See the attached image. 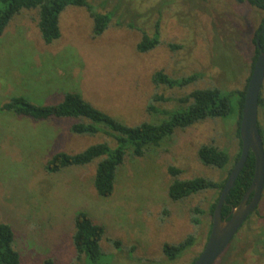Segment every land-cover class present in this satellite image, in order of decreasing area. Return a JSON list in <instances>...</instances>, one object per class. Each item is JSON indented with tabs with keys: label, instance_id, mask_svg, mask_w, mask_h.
<instances>
[{
	"label": "rangeland",
	"instance_id": "374dc122",
	"mask_svg": "<svg viewBox=\"0 0 264 264\" xmlns=\"http://www.w3.org/2000/svg\"><path fill=\"white\" fill-rule=\"evenodd\" d=\"M92 4L98 12L114 13L109 28L97 39L82 8L63 12L60 37L51 45H44L27 12L9 22L0 37V106L16 97L45 106L60 100L62 95L54 96L57 92L80 93L96 108L135 125L164 119L147 112L149 103L161 110L176 108L173 101L151 103L153 96L175 99L207 87L223 92L242 89L263 17L260 11L231 0H123L105 5L95 0ZM157 21L160 45L138 54L140 33L127 24L133 22L151 35ZM170 44L179 48L172 50ZM159 71L170 77L193 73L202 77L186 88L169 89L152 83V75ZM261 95L264 100V85ZM230 107L224 118L177 131L160 147H149L141 158L127 157L109 198L98 197L93 188L98 160L53 175L43 170L54 153L80 152L97 143L94 137L70 135L66 120L35 122L0 112V221L13 230L20 264L46 260L191 264L203 248L209 223L201 216V225H193L192 209L202 205L206 210L215 193L170 201L167 167L180 168L183 179L225 178L240 150L235 97L230 98ZM258 123L264 143V106L258 108ZM209 144L227 151L224 171L198 161L199 147ZM77 212H85L105 230L102 254L95 263L75 258L70 237ZM191 234L196 235L195 245L176 261L167 262L162 246L177 244ZM237 234L235 247L216 264H264V189L256 210Z\"/></svg>",
	"mask_w": 264,
	"mask_h": 264
},
{
	"label": "trees",
	"instance_id": "16d2710c",
	"mask_svg": "<svg viewBox=\"0 0 264 264\" xmlns=\"http://www.w3.org/2000/svg\"><path fill=\"white\" fill-rule=\"evenodd\" d=\"M93 1L95 0H0V37L13 18L27 12L31 16V21L39 32L44 45H51L60 37L59 22L63 12L68 8H82L87 11L92 20V37L97 39L109 28L114 13L98 12L92 4ZM111 1L117 3L120 1L121 3L123 0H102V4L105 5ZM231 1L239 6L248 5L250 8L263 13L260 26L253 39L254 52L251 58L250 71L242 89L223 92L216 87H207L194 89L188 94L175 99L153 96L151 103L155 101L165 103L173 101L176 104V108L172 110H161L150 103L147 105V112L164 118L158 123L140 122L135 125H128L126 122L96 108L90 102L84 100L80 93L69 92L64 93L57 103L45 106L34 105L20 97L12 98L0 106V112L13 114L35 122L66 120L70 122L67 128L70 135L77 138L94 137V141L97 143L80 152L70 154L61 151L54 153L46 161L43 170L46 174L53 175L71 168H86L93 161L98 160L94 175H92L93 188L98 197L109 198L114 193L117 171L124 164L127 157L141 158L149 147H160L164 141L171 139L177 131H184L208 120L226 117L231 111V97L236 98L239 127L246 85L259 55L258 47L264 52V0ZM127 26L140 33V39L135 46V51L138 54L149 53L160 45L159 21L154 23L151 35L133 22L127 24ZM168 46L172 50L179 48L171 44ZM201 77L202 75L198 73L182 77H170L159 71L152 75L151 81L155 86L162 85L169 89H182L196 83ZM262 89L263 86L259 96V109L264 106L261 95ZM258 128L262 137V129L259 123ZM99 138H102V140L96 141ZM239 145L241 146L240 140ZM239 155L240 150L234 159L233 166L227 170V176L219 181L203 176L183 179L180 168L172 165L167 167V173L171 180L167 189L170 201L178 203L206 192L215 193V197L213 196L212 202L206 210L201 208L202 205H197L192 209L191 223L193 225H201L199 219L201 216H205L209 220L204 244L209 235L215 205ZM197 158L202 166L218 171H224L229 163L227 151L211 144L200 146L197 151ZM253 173L254 160L253 155L250 153L234 186L226 197L221 211L223 219H227L231 209L236 207L243 199L251 184ZM104 235L105 230L101 225L93 222L85 212H77L73 219V232L70 237L76 260H85L88 263L97 262L102 254L100 242ZM238 240L237 234L219 259L226 256L235 247ZM195 243L196 235L191 234L177 244H164L162 253L167 262L171 263L183 256ZM114 246L118 247L119 242H115ZM0 264H20V255L14 246L13 230L1 221ZM44 264L54 263L51 260H46Z\"/></svg>",
	"mask_w": 264,
	"mask_h": 264
},
{
	"label": "water",
	"instance_id": "95a60500",
	"mask_svg": "<svg viewBox=\"0 0 264 264\" xmlns=\"http://www.w3.org/2000/svg\"><path fill=\"white\" fill-rule=\"evenodd\" d=\"M258 49L259 55L246 85L238 127L241 143L240 155L215 205L207 240L192 264H215L248 217L256 210L262 196L264 189V145L258 128V102L264 83V52L259 47ZM250 153L254 160L251 184L241 202L231 209L227 219H223L221 211L226 197L234 186Z\"/></svg>",
	"mask_w": 264,
	"mask_h": 264
},
{
	"label": "crops",
	"instance_id": "0c3cea01",
	"mask_svg": "<svg viewBox=\"0 0 264 264\" xmlns=\"http://www.w3.org/2000/svg\"><path fill=\"white\" fill-rule=\"evenodd\" d=\"M57 93H59V92H57ZM57 93L54 96H61V95H63V94H57Z\"/></svg>",
	"mask_w": 264,
	"mask_h": 264
}]
</instances>
